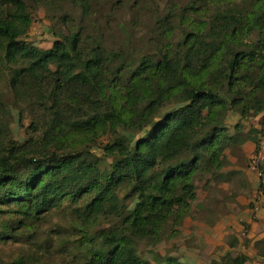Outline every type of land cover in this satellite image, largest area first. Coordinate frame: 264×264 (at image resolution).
<instances>
[{"label":"trees","instance_id":"16d2710c","mask_svg":"<svg viewBox=\"0 0 264 264\" xmlns=\"http://www.w3.org/2000/svg\"><path fill=\"white\" fill-rule=\"evenodd\" d=\"M36 1L0 0V68L32 117L12 139L0 90V244L28 246L9 264H185L153 249L193 214L198 180L230 179L226 150L264 136V0H52L80 13L49 49L24 40ZM148 1L149 54L84 27ZM230 112L257 137L229 134ZM252 246L264 258V238Z\"/></svg>","mask_w":264,"mask_h":264},{"label":"rangeland","instance_id":"374dc122","mask_svg":"<svg viewBox=\"0 0 264 264\" xmlns=\"http://www.w3.org/2000/svg\"><path fill=\"white\" fill-rule=\"evenodd\" d=\"M60 2L62 1L49 0V2L43 4H39L38 1L32 3L35 14L31 30L24 39L27 43L39 49H49L58 40L57 35L60 32H68L72 28V23L77 21L74 19L79 18L80 9L69 6L67 2L62 4ZM192 2L193 0H186L185 4L190 5ZM147 3L148 6L141 12L139 10L132 11L131 14L129 9L124 10V15L113 12L109 17V22L104 16L102 17L103 11L107 13V8L104 7L100 10L99 18L96 16H93L92 19L85 18L84 27H89L90 24L93 25V28L100 27L106 33L108 40L120 42L118 47L132 50L131 55L137 54V57H139L150 49V47H145V43L147 37L156 31V22L152 13L153 6L149 4V1ZM181 13L182 10L176 12V15L180 16ZM159 17L163 18V16ZM77 22L75 24H79ZM129 40L132 43L126 46L125 43ZM133 57L136 58V56ZM10 77L11 72L0 68V90L8 104L10 116L7 120L12 132V139L24 141L27 136L26 128L30 125L32 117L27 110L24 111L19 105L15 104L13 93L9 88ZM172 108H169L168 111ZM257 121L258 119L243 121L237 113L230 112L224 126L228 129L229 134H237L240 138L249 135L257 137L256 132L261 129ZM237 124L241 125V133L235 131ZM232 146L225 152L228 164L224 170L233 173L230 179L212 182L210 186L205 185V180H198L196 182L198 201L192 209L193 214L185 219L183 225L178 229V233L166 238L156 246L153 249L154 253L161 257L177 258L185 264H225V259L228 256L236 257L245 253L251 258L246 264H264V258H260L255 254L252 249L253 242L245 236L244 224L241 221H235L230 226V214H234L236 211L230 209V202L233 201L238 192V179H241L240 175L236 180V184H233L236 175L233 171H230L232 166L230 158L240 157L241 151L239 145ZM241 226H243V229ZM235 236L240 239V244L237 247L230 248V237ZM246 239L250 240L252 244L245 245ZM27 250L28 246L25 244L19 245L11 242L7 246L0 244V264H9L13 258L24 255ZM147 257L151 264H156L150 253H147Z\"/></svg>","mask_w":264,"mask_h":264},{"label":"crops","instance_id":"0c3cea01","mask_svg":"<svg viewBox=\"0 0 264 264\" xmlns=\"http://www.w3.org/2000/svg\"><path fill=\"white\" fill-rule=\"evenodd\" d=\"M239 147L241 156L230 158V164H232L230 171H233L235 173L234 175H236L234 176V185L236 184V180L241 175V179H238V192L236 193L233 201L230 202V209L236 210L234 214H230V226L233 225L235 221H241L242 224L249 225L250 228L246 237L255 243L256 241L264 238V208L256 209V202L261 196L260 179L258 174L251 169L250 165L251 159L255 154L257 147L256 143L251 140H247ZM224 172L228 173V171L225 170ZM241 227L243 229V226ZM231 238L232 237H230V241ZM235 238L240 241L238 236H235Z\"/></svg>","mask_w":264,"mask_h":264},{"label":"built area","instance_id":"2783aa9c","mask_svg":"<svg viewBox=\"0 0 264 264\" xmlns=\"http://www.w3.org/2000/svg\"><path fill=\"white\" fill-rule=\"evenodd\" d=\"M251 169L254 170L260 179V188H264V136L259 140L256 152L251 159ZM264 208V193L261 191V196L256 202V209Z\"/></svg>","mask_w":264,"mask_h":264}]
</instances>
